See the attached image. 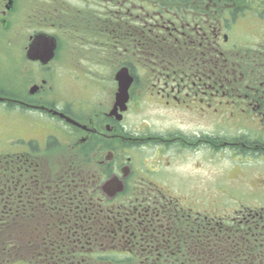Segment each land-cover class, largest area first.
Returning <instances> with one entry per match:
<instances>
[{"label": "flooded vegetation", "instance_id": "af4514ba", "mask_svg": "<svg viewBox=\"0 0 264 264\" xmlns=\"http://www.w3.org/2000/svg\"><path fill=\"white\" fill-rule=\"evenodd\" d=\"M221 154L264 161V0H0V264H264Z\"/></svg>", "mask_w": 264, "mask_h": 264}, {"label": "rangeland", "instance_id": "374dc122", "mask_svg": "<svg viewBox=\"0 0 264 264\" xmlns=\"http://www.w3.org/2000/svg\"><path fill=\"white\" fill-rule=\"evenodd\" d=\"M11 62L13 60L11 59ZM12 65V63H11ZM142 115L139 117L141 118ZM145 118L159 122H164L162 116L147 114ZM229 158L223 154L215 158L212 162L203 161L199 173L202 178H209L211 182L222 184L217 193H222L226 188L232 189L234 194L226 197L217 194L218 217L225 216L228 210H237L244 207H263L264 208V161L249 158V162L241 164L235 157ZM243 166V167H240ZM224 167H227L224 169ZM244 192V194H241ZM230 215L234 214L229 212ZM229 216V215H226Z\"/></svg>", "mask_w": 264, "mask_h": 264}, {"label": "trees", "instance_id": "16d2710c", "mask_svg": "<svg viewBox=\"0 0 264 264\" xmlns=\"http://www.w3.org/2000/svg\"><path fill=\"white\" fill-rule=\"evenodd\" d=\"M231 244L230 247L228 248V258L225 259V264L227 263H236L238 261L237 256L239 254L238 251L242 252V250H238V246H237V241L234 240L233 242L229 243ZM218 250H222V244H220V246H217ZM249 259L247 260L248 264H250L251 262L253 264H256L258 262V260L260 259L259 257H257V252H253L252 254L247 253ZM250 261V262H249Z\"/></svg>", "mask_w": 264, "mask_h": 264}, {"label": "water", "instance_id": "95a60500", "mask_svg": "<svg viewBox=\"0 0 264 264\" xmlns=\"http://www.w3.org/2000/svg\"><path fill=\"white\" fill-rule=\"evenodd\" d=\"M31 53L45 54L47 56L46 57V60L49 59L52 56V53L50 51H43V52H41L40 50H37V49H33L31 51Z\"/></svg>", "mask_w": 264, "mask_h": 264}]
</instances>
